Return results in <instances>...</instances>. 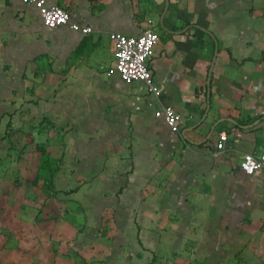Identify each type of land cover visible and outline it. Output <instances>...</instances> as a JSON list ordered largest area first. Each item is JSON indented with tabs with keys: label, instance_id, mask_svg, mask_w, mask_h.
I'll use <instances>...</instances> for the list:
<instances>
[{
	"label": "crops",
	"instance_id": "1",
	"mask_svg": "<svg viewBox=\"0 0 264 264\" xmlns=\"http://www.w3.org/2000/svg\"><path fill=\"white\" fill-rule=\"evenodd\" d=\"M45 2L92 32L0 0V118L24 114L63 144L52 183L30 189L46 198L39 264H264V169H239L264 148V0ZM144 29L159 37V97L115 70L111 34ZM61 234L76 243L65 257L45 242Z\"/></svg>",
	"mask_w": 264,
	"mask_h": 264
},
{
	"label": "rangeland",
	"instance_id": "2",
	"mask_svg": "<svg viewBox=\"0 0 264 264\" xmlns=\"http://www.w3.org/2000/svg\"><path fill=\"white\" fill-rule=\"evenodd\" d=\"M15 117L13 122L5 116L0 118V264H39L43 253L39 236L44 234L37 219L46 198L30 189L52 183L63 144L59 137L53 138L61 134L53 126L27 123L24 114L22 119L20 114ZM56 204V213L58 208L64 209L62 201ZM45 227L46 235L53 232L51 226ZM61 237L45 242L52 244L50 251H60L65 257L76 243L66 235Z\"/></svg>",
	"mask_w": 264,
	"mask_h": 264
},
{
	"label": "built area",
	"instance_id": "3",
	"mask_svg": "<svg viewBox=\"0 0 264 264\" xmlns=\"http://www.w3.org/2000/svg\"><path fill=\"white\" fill-rule=\"evenodd\" d=\"M34 4L38 9L43 24L48 28L58 26H70L82 35L92 32L90 26H80L70 21V13L58 5H48L45 0H23ZM111 40L115 45V70L120 78L130 84L134 81H142L148 91L156 97L161 94L160 89L154 83L153 76L148 66L152 57L153 48L158 43L159 37L152 29L141 30L136 36H127L121 33H112ZM156 117H162L172 132L179 131L180 115L170 105H161L155 111ZM228 135L221 133L216 144L218 151L223 149ZM218 154V153H217ZM239 169L248 175L264 169V148L257 154L246 153L239 162Z\"/></svg>",
	"mask_w": 264,
	"mask_h": 264
},
{
	"label": "trees",
	"instance_id": "4",
	"mask_svg": "<svg viewBox=\"0 0 264 264\" xmlns=\"http://www.w3.org/2000/svg\"><path fill=\"white\" fill-rule=\"evenodd\" d=\"M9 133H10V132H7V133L5 134V136H6V137H7V136L9 137Z\"/></svg>",
	"mask_w": 264,
	"mask_h": 264
},
{
	"label": "water",
	"instance_id": "5",
	"mask_svg": "<svg viewBox=\"0 0 264 264\" xmlns=\"http://www.w3.org/2000/svg\"><path fill=\"white\" fill-rule=\"evenodd\" d=\"M215 59V58H214ZM214 59H213V62H214Z\"/></svg>",
	"mask_w": 264,
	"mask_h": 264
}]
</instances>
